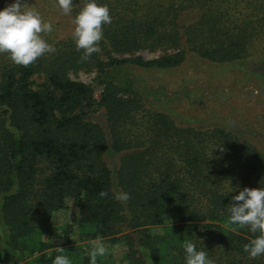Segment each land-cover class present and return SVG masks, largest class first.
<instances>
[{
  "label": "trees",
  "instance_id": "16d2710c",
  "mask_svg": "<svg viewBox=\"0 0 264 264\" xmlns=\"http://www.w3.org/2000/svg\"><path fill=\"white\" fill-rule=\"evenodd\" d=\"M22 2L53 23L42 35L56 50L27 66L0 54V264H51L57 246L88 264L97 236L109 249L98 264L115 263L114 246L124 264H184L189 238L213 264H264L242 247L258 233L230 225L226 207L240 188L264 183V149L241 130L178 123L150 101L170 94L139 87L131 71L171 70L190 55L240 68L261 56L264 64V0H99L112 20L100 52L84 61L73 29L62 34L56 20L73 28L83 0L69 15L55 0ZM141 51L161 53L145 59ZM82 71L96 72L100 99L71 78ZM107 155H118L116 166ZM119 190L127 202L113 198ZM72 207L75 222H59Z\"/></svg>",
  "mask_w": 264,
  "mask_h": 264
},
{
  "label": "rangeland",
  "instance_id": "374dc122",
  "mask_svg": "<svg viewBox=\"0 0 264 264\" xmlns=\"http://www.w3.org/2000/svg\"><path fill=\"white\" fill-rule=\"evenodd\" d=\"M61 22L62 34L71 31L72 25L67 18L56 16ZM160 51H141L137 54L145 59H153ZM261 56L255 57L242 68L212 64L197 56L190 55L179 67L167 71L143 70L131 67L140 81L141 88L161 87L170 94L165 98L150 101L158 107L170 110L180 124L199 127L223 125L241 130L259 147L264 149V68ZM71 78L93 87L95 96L100 99L102 88L96 80V72H79ZM192 89L194 93L184 95ZM161 98V96H159ZM98 116V115H97ZM100 116V113H99ZM103 120V116L100 117ZM106 160L116 166L118 155L106 156ZM75 208L58 215L59 222H75ZM114 264L123 263V247L112 248Z\"/></svg>",
  "mask_w": 264,
  "mask_h": 264
},
{
  "label": "clouds",
  "instance_id": "9594fccd",
  "mask_svg": "<svg viewBox=\"0 0 264 264\" xmlns=\"http://www.w3.org/2000/svg\"><path fill=\"white\" fill-rule=\"evenodd\" d=\"M55 2L63 15L72 12L73 0ZM111 20L110 9L106 3L83 0V6L72 19V39L76 49L83 50L81 61L87 60L94 52H100L103 25L110 24ZM52 31L53 23L44 19L36 8L26 6V2L22 0H12L7 6L0 8V54H7L14 64L27 66L46 53L54 52L55 47L45 38ZM259 183V187L240 188L238 194L232 195L226 205L229 213L227 222L230 225L258 233L242 246L250 258L264 255V183L262 180ZM236 191L237 188L230 185L229 193ZM107 195L108 192L103 190L99 193L100 197ZM113 198L124 203L130 199V194L123 190L114 191ZM89 243L90 247L86 251L88 264H98L99 259L108 254L109 249L99 236ZM180 246L184 251V264H213L208 252L198 248L193 239L182 240ZM56 251L51 264H73L63 247L57 246Z\"/></svg>",
  "mask_w": 264,
  "mask_h": 264
}]
</instances>
